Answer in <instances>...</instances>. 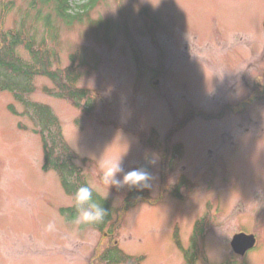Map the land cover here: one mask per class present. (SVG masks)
<instances>
[{
  "label": "rangeland",
  "instance_id": "374dc122",
  "mask_svg": "<svg viewBox=\"0 0 264 264\" xmlns=\"http://www.w3.org/2000/svg\"><path fill=\"white\" fill-rule=\"evenodd\" d=\"M213 1L99 0L68 25L53 4L0 0L2 33L49 50L52 70L76 68L86 91L77 103L46 93L57 86L44 76L28 98L57 116L75 165L112 211L104 229L74 222V196L43 169L38 119L3 91L0 264H105L113 247L131 264H264V100L240 106L244 65L233 51L211 53L207 38L215 10L226 29L229 18L232 32L245 30V1ZM17 52L31 61L24 44ZM108 159L147 166L149 197L128 202L127 186H107L99 162ZM241 231L257 237L243 255L231 245Z\"/></svg>",
  "mask_w": 264,
  "mask_h": 264
},
{
  "label": "trees",
  "instance_id": "16d2710c",
  "mask_svg": "<svg viewBox=\"0 0 264 264\" xmlns=\"http://www.w3.org/2000/svg\"><path fill=\"white\" fill-rule=\"evenodd\" d=\"M43 5L53 4L54 10L66 24H72L75 20H83L89 15L90 10L97 4L99 0H76L75 4L70 0H40ZM71 13H68L69 10ZM50 14L46 17L47 24H51ZM20 31H9L7 34L0 30V93L9 91L12 93L16 102H21L26 111L30 112L34 118H37L41 128L37 132L42 135V144L44 149L43 169L46 171H55L60 176L61 184L65 191L74 196L76 189L82 184H88L87 179L80 173V168L75 165L77 158L65 143L61 132L59 131V122L57 116L53 113L48 105L41 104L30 100L28 97L35 92L36 87L33 82L34 77L44 76L49 78L57 86V90L52 91L45 88V92L61 98H71L74 102H78L80 98L85 97L86 91L75 87L76 80L73 81L70 74L75 75L76 68H69L65 73L59 70H52V53L49 50L41 51L33 46L31 37L23 35ZM27 48L31 61H27L17 52L18 47ZM77 58V57H76ZM74 69V70H73ZM71 83V84H70ZM9 110L15 114L16 110L13 104L9 105ZM140 169L149 173V168L142 165ZM149 185V181H148ZM128 188V187H127ZM147 187L129 188V201L139 198L146 200ZM93 199L106 209L107 215L102 223L89 224L93 227L104 229L111 220V206L98 193L93 190ZM76 208H71L70 214L73 215ZM200 232V230H199ZM198 232V233H199ZM191 256V254H190ZM101 258L105 264H115L124 262L131 264V257L125 255L117 247L102 252ZM190 264H195V258L191 256L188 259Z\"/></svg>",
  "mask_w": 264,
  "mask_h": 264
},
{
  "label": "flooded vegetation",
  "instance_id": "af4514ba",
  "mask_svg": "<svg viewBox=\"0 0 264 264\" xmlns=\"http://www.w3.org/2000/svg\"><path fill=\"white\" fill-rule=\"evenodd\" d=\"M244 1L242 6L246 12L245 30L241 33L232 32V22L229 18H227L228 29H226L222 25V15L220 16L215 10L214 17L217 19L213 21L211 35L207 36L210 39L211 53L212 51L216 53L217 47H221L220 50L224 48L226 56L228 52L233 51L237 61L244 65L240 80L245 86L244 94L248 96L240 100L241 107L247 103L264 100V0ZM214 2L218 4L221 0H214L212 3ZM225 10L228 12V8ZM201 37L204 36L201 35ZM237 65L231 63L227 74Z\"/></svg>",
  "mask_w": 264,
  "mask_h": 264
},
{
  "label": "clouds",
  "instance_id": "9594fccd",
  "mask_svg": "<svg viewBox=\"0 0 264 264\" xmlns=\"http://www.w3.org/2000/svg\"><path fill=\"white\" fill-rule=\"evenodd\" d=\"M100 168L103 182L109 185H115L117 188H143L147 187L150 179L149 173L140 168H133L125 171L120 160H101ZM122 173V178L118 179L117 174ZM74 206L76 215L74 222L76 224H98L102 223L107 215L106 209L101 203L93 199V188L88 184L80 185L74 193ZM56 224L50 221L44 226L45 232L55 231Z\"/></svg>",
  "mask_w": 264,
  "mask_h": 264
},
{
  "label": "water",
  "instance_id": "95a60500",
  "mask_svg": "<svg viewBox=\"0 0 264 264\" xmlns=\"http://www.w3.org/2000/svg\"><path fill=\"white\" fill-rule=\"evenodd\" d=\"M231 245L235 251L244 254L247 250L253 248L255 245V238L252 234H237L233 237Z\"/></svg>",
  "mask_w": 264,
  "mask_h": 264
}]
</instances>
